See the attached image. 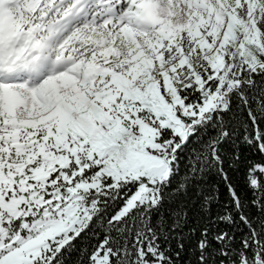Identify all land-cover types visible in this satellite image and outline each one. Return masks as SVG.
Wrapping results in <instances>:
<instances>
[{
	"label": "snow or ice",
	"instance_id": "obj_1",
	"mask_svg": "<svg viewBox=\"0 0 264 264\" xmlns=\"http://www.w3.org/2000/svg\"><path fill=\"white\" fill-rule=\"evenodd\" d=\"M0 264H264V0H0Z\"/></svg>",
	"mask_w": 264,
	"mask_h": 264
},
{
	"label": "trees",
	"instance_id": "obj_2",
	"mask_svg": "<svg viewBox=\"0 0 264 264\" xmlns=\"http://www.w3.org/2000/svg\"><path fill=\"white\" fill-rule=\"evenodd\" d=\"M241 151L243 152L244 155L246 156H253L254 154L252 153V151L250 149H248L247 147H244L243 145H241ZM234 180L238 183L239 187L241 189H243V172L241 171L240 173H236L234 174ZM212 180L214 182L218 183V178L213 177ZM220 189H221V193L223 195H226V193H224V189L222 185H219ZM223 198V197H222Z\"/></svg>",
	"mask_w": 264,
	"mask_h": 264
}]
</instances>
